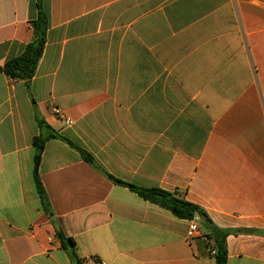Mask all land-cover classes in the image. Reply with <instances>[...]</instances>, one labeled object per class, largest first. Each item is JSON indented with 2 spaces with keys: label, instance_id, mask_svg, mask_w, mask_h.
<instances>
[{
  "label": "crops",
  "instance_id": "0c3cea01",
  "mask_svg": "<svg viewBox=\"0 0 264 264\" xmlns=\"http://www.w3.org/2000/svg\"><path fill=\"white\" fill-rule=\"evenodd\" d=\"M37 4L33 76L0 72V264H215L198 218L112 179L177 192L228 231L226 264H264V0H0V68Z\"/></svg>",
  "mask_w": 264,
  "mask_h": 264
},
{
  "label": "trees",
  "instance_id": "16d2710c",
  "mask_svg": "<svg viewBox=\"0 0 264 264\" xmlns=\"http://www.w3.org/2000/svg\"><path fill=\"white\" fill-rule=\"evenodd\" d=\"M37 7L38 14L36 19L32 22V38L30 42L26 45L20 56L7 61L0 68V72L4 73L12 80H29L33 76L38 61L42 55L46 39L47 23L46 16L41 11L39 4H37ZM38 126L40 134L33 139V145L35 147L33 180L40 200L46 202V196L39 180L38 167L45 141L57 137V134L51 131L50 128L40 119H38ZM79 151L82 159L86 163L92 165V158L87 153H84L81 150ZM109 178L111 179V177ZM112 180L127 186L143 200L169 211L178 219L190 221L198 218L199 230L202 232V236L205 237L207 246L214 251L213 258L215 264H226L227 255L225 239L228 235V231L214 226L199 206L186 201L177 192H166L158 188H141L115 179ZM56 236L60 240L62 246H64L65 243L73 245L72 240L66 238L60 231H57Z\"/></svg>",
  "mask_w": 264,
  "mask_h": 264
},
{
  "label": "built area",
  "instance_id": "2783aa9c",
  "mask_svg": "<svg viewBox=\"0 0 264 264\" xmlns=\"http://www.w3.org/2000/svg\"><path fill=\"white\" fill-rule=\"evenodd\" d=\"M52 112L55 115H60L59 110L57 108H55V107H52ZM187 236L190 237V238H193V237H197V236H201V235L198 233V229L196 228V226L192 225L190 227V229L188 230V232H187ZM209 254L213 256L214 255V251L210 250ZM94 264H105V263L103 261H97Z\"/></svg>",
  "mask_w": 264,
  "mask_h": 264
}]
</instances>
